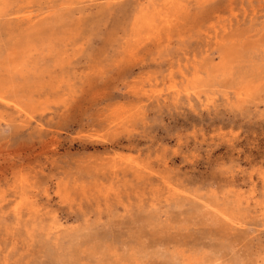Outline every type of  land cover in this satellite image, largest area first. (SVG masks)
Instances as JSON below:
<instances>
[{
	"label": "rangeland",
	"instance_id": "obj_1",
	"mask_svg": "<svg viewBox=\"0 0 264 264\" xmlns=\"http://www.w3.org/2000/svg\"><path fill=\"white\" fill-rule=\"evenodd\" d=\"M0 264H264V0H0Z\"/></svg>",
	"mask_w": 264,
	"mask_h": 264
},
{
	"label": "bare ground",
	"instance_id": "obj_2",
	"mask_svg": "<svg viewBox=\"0 0 264 264\" xmlns=\"http://www.w3.org/2000/svg\"><path fill=\"white\" fill-rule=\"evenodd\" d=\"M176 4V3H175ZM150 22V21H149Z\"/></svg>",
	"mask_w": 264,
	"mask_h": 264
}]
</instances>
